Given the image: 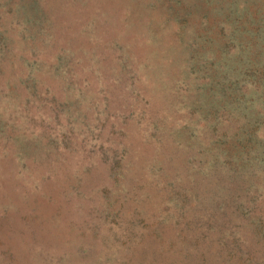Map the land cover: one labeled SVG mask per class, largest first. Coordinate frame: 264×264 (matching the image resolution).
I'll return each mask as SVG.
<instances>
[{
    "label": "rangeland",
    "instance_id": "obj_1",
    "mask_svg": "<svg viewBox=\"0 0 264 264\" xmlns=\"http://www.w3.org/2000/svg\"><path fill=\"white\" fill-rule=\"evenodd\" d=\"M0 264H264V0H0Z\"/></svg>",
    "mask_w": 264,
    "mask_h": 264
}]
</instances>
